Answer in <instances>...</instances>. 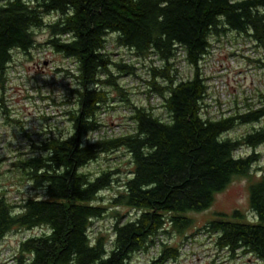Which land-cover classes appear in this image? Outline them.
I'll use <instances>...</instances> for the list:
<instances>
[{
  "label": "trees",
  "instance_id": "obj_1",
  "mask_svg": "<svg viewBox=\"0 0 264 264\" xmlns=\"http://www.w3.org/2000/svg\"><path fill=\"white\" fill-rule=\"evenodd\" d=\"M39 30L48 31L46 44L57 54L74 61L76 87L62 103L70 132L57 126L47 139L32 138L36 154L14 163L46 196L15 205L6 191L0 193V242L14 232L42 230L20 243L14 264H134L135 254H148L157 245L161 254L148 264H165L179 258V246L158 243V236L186 235L195 227L186 214L210 209L217 194L238 178L250 180V209L258 223L221 220L209 222L206 230L218 234L219 248L250 249L264 260V167L257 166L262 156L235 157L242 147L254 151L264 145V126L237 138L231 134L237 126L264 119V95L255 110L203 119L201 103L208 91L200 70L213 42L230 33L264 45V0H0L2 90L13 53L42 47L35 36ZM109 35L136 59L164 65L150 68L146 81L163 98L164 113L131 103L120 78L138 69L112 59ZM178 47L194 70L192 78L180 80L173 71ZM113 92L130 107L133 132L85 142L100 128V111ZM119 151L128 155L130 169L86 171L101 156ZM108 190L116 191L115 197L102 204ZM121 207L133 214L112 213L113 237L90 235L108 208Z\"/></svg>",
  "mask_w": 264,
  "mask_h": 264
},
{
  "label": "rangeland",
  "instance_id": "obj_2",
  "mask_svg": "<svg viewBox=\"0 0 264 264\" xmlns=\"http://www.w3.org/2000/svg\"><path fill=\"white\" fill-rule=\"evenodd\" d=\"M50 20L54 21L52 18ZM35 36L37 43L41 44L42 47L34 48L29 54L15 51L13 61L6 74L7 81L4 83L3 90L0 82V193L6 191L7 197L15 205L30 197L43 198L46 196L43 190L34 189L33 184L24 179L14 163L36 154L31 139H38L36 136L38 131H40L39 141L50 137L48 135L49 129L56 131L57 126L63 131V134L70 132L69 124L63 114L65 108L62 103L68 91L76 87L72 78V74L76 71L74 61L57 54L50 45L46 44L50 38L48 31H36ZM240 39L246 40L242 37ZM230 40L232 39H228L225 35L223 38L214 41L208 58L211 59L208 61V69L213 68L216 75L212 79L216 90L212 91L213 102L219 109L217 113H223L225 116L233 114L237 106L242 107L244 99H248L253 94V91H249L248 87L253 81L259 79V74L263 68L257 60L260 58L252 54L246 45H243L244 54L237 55L231 51L225 45V41ZM107 43V52L112 54V59L116 62L123 60L129 65L135 64L138 69L136 75L120 78L122 87L128 91V98L131 103L146 107L152 103L157 107L160 104L159 99L154 96L153 91L148 90L146 82L149 79L148 69L150 66H154L152 61L136 59L129 49L116 46L115 36L109 35ZM236 52H239V48L236 49ZM234 57H236L235 60H233ZM111 96L112 101L103 106L99 114L98 120L101 128L91 133L92 138L105 135L109 137L108 128L113 125L120 126L117 135L122 131V127L127 130L134 127V123L129 120L130 107L126 106L125 102L120 101L121 96L119 94L113 92ZM156 112L158 114L164 113L161 107L156 108ZM7 117L11 120H8ZM42 117L44 118L41 119ZM14 119H20L23 124L14 123L12 121ZM262 126H264V119L253 125L237 126L231 134L234 138L241 137L253 127L260 128ZM22 127L26 130L23 131ZM259 152L262 158L258 164L264 167V146L259 148ZM106 167L130 169L128 155L124 151L103 155L97 161L89 164L86 171L97 174L101 168ZM124 176H121V182L125 180ZM115 194L116 191L114 192V190L105 191L102 194L104 201L101 203H111ZM115 210L125 215V218L133 214V211L125 207L108 208L104 212L103 218L94 221L90 229L92 237L100 233L113 237V226L116 218L112 217V213ZM236 212L243 214V217L235 216ZM186 216L195 221V227L186 235L162 233L156 239L158 243L164 241L179 246L180 262L168 261L166 264H210L213 259L218 260L216 264H229L226 261L227 257L223 256L224 254H216V247L213 244L216 235L206 234L209 233L206 230L207 224L221 220L258 223V218L250 209V180L235 179L224 192L217 194L210 209L199 213L188 212ZM41 233V229H36L9 234L0 242V264H14L20 243ZM207 236H210L211 239H208ZM149 251V254H135L133 263L148 264L153 258H156L157 253L161 254L159 249L152 251L150 248Z\"/></svg>",
  "mask_w": 264,
  "mask_h": 264
},
{
  "label": "built area",
  "instance_id": "obj_3",
  "mask_svg": "<svg viewBox=\"0 0 264 264\" xmlns=\"http://www.w3.org/2000/svg\"><path fill=\"white\" fill-rule=\"evenodd\" d=\"M235 37H236V40H234ZM241 37L244 38L243 36H241ZM227 38L232 39V40L225 41V45H227L231 51H234L235 53H237V55L244 54L243 45H246V48H250L252 54L257 55L258 58H260V60L257 59L258 62H260V64H262V66H263V68L259 74L260 77H259V79H256V81H253L252 84L248 87V90L253 91V94H251V96L248 97V99L247 98L244 99L243 106L240 107V110L243 112L245 110L249 111L251 109L255 110L256 108H260V106H261L260 97H261V94L264 95V45L261 42L254 43V42H252L246 38H244L246 40L243 41L240 39V36H238L236 33H231ZM178 48H179V50L176 52L175 60L171 61V63L173 64V67H172L173 71H176V70L179 71L178 74L180 75L179 76L180 80L192 78L194 75V70L192 68H187V65L185 62V53L183 52L182 49H180V47H178ZM238 48H239V52H236V49H238ZM209 56H210V54L205 56V58L200 63L201 76L206 81L207 91H208L207 95L205 96L204 102L201 103V116L203 117V119H212L213 117H219V116L224 115L223 113H217L219 111V109L216 108L215 103L213 102L214 101V99H213L214 95H213L212 91H216V90H215V87L213 85L212 79H214V77L216 75L213 72V68L208 69V65H209L208 61H211V59H208ZM246 56H248V55H246ZM236 57H238V56H236ZM236 57H234L233 60H235ZM247 58H249V57H247ZM152 67L163 68L164 65L161 66V63L159 62L157 65L150 66L148 69L149 75H150V68H152ZM150 76H149V78H150ZM185 77H187V78H185ZM159 81L163 82V80H159ZM147 88L149 91H152V89L149 88L148 85H147ZM154 96H157L159 99V102H160V104L157 105V107H155L152 103L150 105L151 107L154 108V110L156 112V108L161 107V109H163L162 108L163 98L155 92H154ZM150 101H151V98H150ZM247 103H249L251 105L250 108H247V106H246ZM236 109H239V107L237 106ZM227 116H229V115H227ZM132 122L133 121H131V123ZM134 126H135V123H134ZM133 128L134 127H132V129H130V130H127V129H124L122 127V131L117 135V132H119V130H120V126L119 125H113L112 127L108 128L109 137L108 136L107 137L108 138H114V137L123 136L125 133H127V134L132 133ZM101 137H103V136H101ZM101 137L92 138V134H89L85 138V142L95 143ZM206 234H211V233H206ZM214 235H216L215 236V242L213 243L216 247L215 248L217 251L216 254H219V253L224 254L223 256L227 257L226 261H228L229 264H264V260L261 259L258 254H256L254 251H252L250 249L232 250L230 248H219L218 245L216 244L218 234H214ZM207 237H208V239H211L210 236H207ZM158 247H159V245L152 248V251H153V249H159ZM149 253H150V251H149ZM159 255H160V253H157L156 258ZM153 259H155V258H153ZM217 261H218L217 259H213L210 264H216ZM169 262H176V263L180 262V256L178 259H173V260L170 259Z\"/></svg>",
  "mask_w": 264,
  "mask_h": 264
}]
</instances>
